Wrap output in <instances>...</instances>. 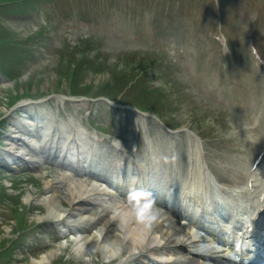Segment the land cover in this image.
Masks as SVG:
<instances>
[{
	"label": "rangeland",
	"instance_id": "obj_1",
	"mask_svg": "<svg viewBox=\"0 0 264 264\" xmlns=\"http://www.w3.org/2000/svg\"><path fill=\"white\" fill-rule=\"evenodd\" d=\"M164 1L64 0L60 4V0H52L49 13H45L36 9L31 0H0L2 130L12 129L13 125L8 124L10 119L21 114L15 112L14 104L30 98L41 101L35 105L37 112L41 107H51L55 113L58 107L60 121L69 118L92 132L87 125L91 119L95 129L125 137L130 145L131 138L138 134L137 128L140 130L133 110L125 106L112 113L102 100H90L110 95L109 98L119 103L156 111L171 127L198 128L211 138L213 146L207 150L210 160L225 158L231 162L235 157L242 164L248 161L264 146V138L254 139L255 130L252 129L253 133L247 129L253 120L246 117L243 108L249 93L254 92L253 97L258 98L256 89L250 91L244 82L231 87L234 107H224L229 114L233 111V116H229L222 111L214 93L195 84L197 69H191L186 59L182 68L173 59L168 61L155 43V23L159 20L166 25L155 13L161 10L155 8H166ZM171 1L178 5L179 0ZM249 3L252 10L260 11L264 6V0H249ZM67 12L72 13L64 15ZM69 15L76 21L68 20ZM96 17L100 22H81ZM182 32L191 37L189 30ZM174 34L180 37L179 33ZM169 43L167 47L171 46ZM203 65L200 61V66ZM247 72L245 68L243 78ZM198 73L209 75L205 70ZM125 85L127 90H122ZM61 94L74 95L75 101H60ZM144 120L145 127L154 134L152 119L144 117ZM259 121L264 124V105ZM3 131H0L1 146H6ZM218 137L224 143L215 148L221 143ZM137 138L138 152L144 153L140 133ZM178 144H185V134L177 140ZM31 169L27 174L25 168L0 167V264H112L102 257L100 249L77 253L70 237L64 238L66 241L63 238L54 241L40 234L39 229L52 226L53 220L45 217L48 213L42 199L47 191L45 182H54L62 173L46 164ZM83 180L89 183V179ZM66 187L63 183L61 195L57 196L65 207ZM30 193L32 198H28ZM99 214V210L91 212V215ZM49 250L55 253L43 260Z\"/></svg>",
	"mask_w": 264,
	"mask_h": 264
},
{
	"label": "bare ground",
	"instance_id": "obj_2",
	"mask_svg": "<svg viewBox=\"0 0 264 264\" xmlns=\"http://www.w3.org/2000/svg\"><path fill=\"white\" fill-rule=\"evenodd\" d=\"M60 99L63 100L62 98ZM34 105L28 104L24 106L27 108L25 112L27 114L31 113L34 117L33 119L28 117V115H24L25 124L20 122V120L13 123L15 128L11 129V142L8 143V150L11 153L7 154V157L9 159L12 157L15 160L23 159L27 164H33L39 162V155L47 153L49 157H52L56 153V159L60 161L63 159L67 160L69 156L66 153L65 140L68 139L66 133H69V125L58 127L56 133L52 134L51 130L54 126L50 114L41 107L40 112L44 115L42 120L39 112L34 110ZM71 130L73 138L69 142L70 148L68 151L74 157H81L84 165L91 166V164L87 163L92 160L91 155L93 152L91 149H94L93 146L100 142L92 141L88 135L87 141H84L83 133L80 132L81 129L79 127ZM35 134H38L39 138L34 136ZM61 138L63 142H60ZM19 140H22V143L18 142ZM111 140L113 144L121 147L119 140L115 138H111ZM168 140L167 144H172V138H168ZM26 146L29 149H34V153L29 154V152H26ZM71 154L69 155L71 156ZM150 154L153 155L152 158L156 156V152H149L147 155ZM122 167L123 163L120 165V168ZM160 169L157 166L150 171H155L160 175ZM260 169L264 172V164ZM118 170L113 174L114 179L119 177ZM166 172L168 171L166 170ZM150 179L155 181V178L151 177ZM145 180L146 178H143V183ZM189 181L191 184L190 190L197 187L202 190L200 194L207 195L211 190L220 193L219 187L215 182H211L208 186L205 175L201 174L199 169L192 171ZM63 183L67 185V195L64 198L66 207L60 203L57 197L61 195ZM133 183V179H128V182H124V184L131 186ZM102 186L100 183L90 185L83 180H71L66 175V172L60 174L54 182H45L47 191L42 196L43 202L45 201L47 204L48 213L45 217L52 219L63 217L69 222L76 223L95 221L94 230H89V234H86L87 230L84 228L75 232L74 235L76 237L73 235V248L77 253H84L90 249L92 251L100 249L102 257L107 258V260L119 256L120 264H125L127 261L133 263L134 258L141 259L139 261L144 264H151L152 262H158L159 264H189L191 262V257L185 254L184 248L187 247L189 242L194 241L195 243L197 240V236L192 233V230L167 217L156 216L155 213H151L154 219H151L150 222L145 221L137 214L136 210H131L123 206L119 201L109 197ZM245 186V184H241L237 191L241 193L240 189H244ZM185 187H188L187 183H185ZM28 196V198H32L33 195L30 193ZM218 198H221V196H218ZM95 204L101 210L96 217L87 214L93 209ZM207 246L204 240L201 239V243L194 244V249L200 250ZM211 248L212 254L219 253L216 247ZM171 249L175 252L174 258L169 256ZM188 249L196 252L190 248ZM54 253L55 250H49L46 256H43V260H48ZM156 254L160 256L158 260L148 256L153 255L155 257Z\"/></svg>",
	"mask_w": 264,
	"mask_h": 264
},
{
	"label": "clouds",
	"instance_id": "obj_3",
	"mask_svg": "<svg viewBox=\"0 0 264 264\" xmlns=\"http://www.w3.org/2000/svg\"><path fill=\"white\" fill-rule=\"evenodd\" d=\"M151 193L143 191V190H137L135 192H132L130 194L129 199L136 202V211L137 214L144 219L145 221H151V219H154V216L150 213V209L152 207L153 201L150 199H147V197H150ZM141 199H144V203L141 204Z\"/></svg>",
	"mask_w": 264,
	"mask_h": 264
},
{
	"label": "trees",
	"instance_id": "obj_4",
	"mask_svg": "<svg viewBox=\"0 0 264 264\" xmlns=\"http://www.w3.org/2000/svg\"><path fill=\"white\" fill-rule=\"evenodd\" d=\"M38 1H39V2H42V1H44V0H31L32 3H33V2L36 3V2H38Z\"/></svg>",
	"mask_w": 264,
	"mask_h": 264
}]
</instances>
